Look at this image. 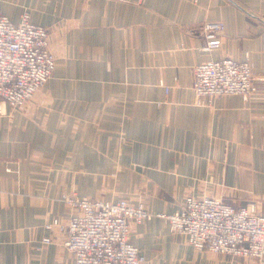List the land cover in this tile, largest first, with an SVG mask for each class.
Wrapping results in <instances>:
<instances>
[{
    "label": "crops",
    "instance_id": "crops-1",
    "mask_svg": "<svg viewBox=\"0 0 264 264\" xmlns=\"http://www.w3.org/2000/svg\"><path fill=\"white\" fill-rule=\"evenodd\" d=\"M25 12L48 30L56 65L27 103L0 113V262L73 264L59 196L75 193L144 202L153 216L130 231L144 264H264L196 251L155 215L187 195L254 199L264 215V0H0L13 23ZM207 21L224 25L208 51ZM245 56L247 101L197 102L196 64ZM53 218L62 227L47 230Z\"/></svg>",
    "mask_w": 264,
    "mask_h": 264
},
{
    "label": "built area",
    "instance_id": "built-area-1",
    "mask_svg": "<svg viewBox=\"0 0 264 264\" xmlns=\"http://www.w3.org/2000/svg\"><path fill=\"white\" fill-rule=\"evenodd\" d=\"M223 28L221 21L203 24L204 50L221 44ZM55 65L44 26L33 23L27 12L18 23L0 13V113L4 104L19 108L27 103ZM192 72L190 87L198 103L227 94H239L247 101L255 90V73L246 56L201 62ZM59 199L71 207L63 245L72 252L73 264L145 263L130 240L131 223L153 216L141 200L81 198L75 193H63ZM155 215L167 219L169 230L184 235L196 251L264 259V215L253 202L235 207L216 197L187 195L179 210ZM44 226L62 227L58 218ZM50 241L49 236L42 239L44 244Z\"/></svg>",
    "mask_w": 264,
    "mask_h": 264
},
{
    "label": "rangeland",
    "instance_id": "rangeland-1",
    "mask_svg": "<svg viewBox=\"0 0 264 264\" xmlns=\"http://www.w3.org/2000/svg\"><path fill=\"white\" fill-rule=\"evenodd\" d=\"M51 50V49H50ZM52 51V50H51ZM53 52V51H52ZM54 57H55V54H54ZM231 58V57H230ZM63 194V193H62ZM60 197V196H59ZM211 197H213V196H211ZM124 198H128V197H124ZM216 198H218V199H220L219 197H216ZM100 199H102V198H100ZM129 199H131V198H129ZM131 200H133V201H137V200H134V199H131ZM139 200V199H138ZM222 200V199H221ZM224 202V201H223ZM249 202H253V203H255L256 205H257V208H258V210H259V204H258V201L257 200H254V199H251V200H249V201H247L246 202V204L247 203H249ZM144 203V202H143ZM225 203V202H224ZM245 204V205H246ZM146 206V205H145ZM134 224H139V223H134ZM131 225H132V223H131ZM130 231H131V227H130Z\"/></svg>",
    "mask_w": 264,
    "mask_h": 264
}]
</instances>
